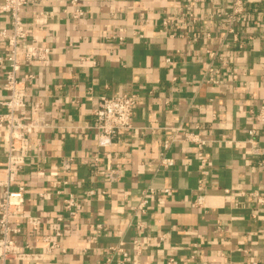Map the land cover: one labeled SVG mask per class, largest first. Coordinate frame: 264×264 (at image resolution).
I'll use <instances>...</instances> for the list:
<instances>
[{
  "label": "crops",
  "instance_id": "0c3cea01",
  "mask_svg": "<svg viewBox=\"0 0 264 264\" xmlns=\"http://www.w3.org/2000/svg\"><path fill=\"white\" fill-rule=\"evenodd\" d=\"M180 1L93 0L81 5L77 19L70 17L68 0H28L23 7L28 41L49 46L50 54L47 63L18 73L26 81L22 116L38 127L29 133V155L9 185L24 186L22 211L37 217L40 228L32 232L22 217L11 224L20 229L13 236L19 246L43 253L40 260L7 264H103L107 249L119 242L128 252L126 264H264V202L249 195L256 191L264 200V122L255 121L264 98V0H245L240 47L222 51L241 74L234 81L224 73L217 86L202 82L204 51L218 44L205 33L218 20L217 8L228 9L230 0L193 5L198 23L170 35L159 19L176 15ZM0 27L9 29L8 16L0 14ZM191 35L198 41L191 42ZM6 53L0 37V56ZM166 57L174 66L165 64ZM5 70L0 65V95ZM131 91L140 94L132 128L99 137L92 115L96 99ZM197 125L210 139L203 170L195 147L182 140ZM176 127L181 131L164 148ZM163 157L174 165L159 167ZM68 158L69 170H62ZM4 164L0 129V198L8 178ZM111 168L120 170L117 181L104 177ZM199 179L205 183L203 209L192 204ZM148 187L155 193L147 195L141 214L136 205ZM58 188L62 194L55 193ZM90 189L96 194L87 196ZM70 192L81 201L75 220L62 206ZM56 231L64 251L46 254L41 236ZM119 256L113 254L110 264H119Z\"/></svg>",
  "mask_w": 264,
  "mask_h": 264
},
{
  "label": "built area",
  "instance_id": "2783aa9c",
  "mask_svg": "<svg viewBox=\"0 0 264 264\" xmlns=\"http://www.w3.org/2000/svg\"><path fill=\"white\" fill-rule=\"evenodd\" d=\"M93 0H68L72 7L70 17L77 19L83 15L81 5ZM205 0H182L179 3L176 15H164L159 20L158 25L164 31L170 32L177 29H188L198 23L197 16L193 9V5L203 2ZM207 1V0H206ZM28 3V0H3L0 2V14H4L9 18V29L0 27V37L5 41L7 46V53L0 56V65L5 67L3 78V91L0 95V129L4 132L5 145V171L7 173V180L4 184L5 189L0 198V264H7L8 262L16 261H35L40 260L42 253L29 247L23 248L19 246L14 240L13 236L19 233L18 227L12 226L11 222L16 218H24L26 224L30 227L32 232L39 231L40 221L37 217L23 213L22 206L24 203L25 188L19 185L16 188H10V183L14 182L18 174L21 172L25 159L29 155V138L28 135L38 124L27 121L23 118L22 112L26 108V81L18 77L19 71L28 65H33L36 62L47 63L50 47L46 45L35 44L28 41V31L25 28L22 20L21 12L23 7ZM245 0H230L228 9L217 8L216 15L218 20L212 26L210 31L206 30L205 37L208 40L217 39L218 44L216 48H207L204 54L208 58V62L204 68V75L202 82L207 85L217 86L224 73L236 81L239 78V71L236 68L229 67V64L222 57V51L229 49L231 44L240 47L241 27L248 21L246 14ZM39 20L35 19V23ZM146 19H141L140 23L145 24ZM120 29L119 31H121ZM116 35L109 34L108 38H114ZM139 37L143 34L139 31ZM189 37V36H187ZM197 35H191L189 40L191 42L198 41ZM179 54L178 51H176ZM220 62L219 67L215 62ZM175 60L172 57H166L165 64L168 67L174 66ZM32 78V75L29 76ZM173 80H176L174 77ZM140 94L138 91H131L129 93H120L112 96H100L94 102L92 110L93 118L95 119V129L99 133V137L107 139L113 138L129 131L132 128L133 110L138 103ZM257 123L264 122V98L261 100V106L255 115ZM205 127L202 125L195 126L192 131H185L182 134V140L191 143L196 150V155L200 161L199 168L204 169L207 159L204 155L205 147L209 143L204 135ZM174 133L170 134L169 142L163 145L168 147V143L175 141V133L181 131L179 127L172 129ZM250 136L249 141L253 140L255 129L248 130ZM254 142V141H252ZM255 154L257 153L254 151ZM93 160V162H95ZM71 159L68 158L62 163V170L68 171ZM261 163H264L261 161ZM174 165V159L171 157H163L160 159L159 167L162 169L169 168ZM120 170L118 168H111L104 173L107 181H117L120 177ZM65 183V182H64ZM167 192L168 189H164ZM196 196L192 202L196 208H205V183L203 180H198L196 188ZM56 194H62L63 191L58 188ZM154 188L148 187L143 190L138 198L136 211L145 214L148 199L147 195L154 194ZM225 193H229L225 190ZM96 191L90 189L86 192L87 196H93ZM249 195L256 199L257 204L264 202L262 197L256 191L249 192ZM63 210L66 212L70 220H75L80 209V199L74 193L63 194L62 198ZM96 232L101 231L100 225L92 226ZM59 231L50 235H42L41 241L44 243L43 251L46 254H52L54 251L61 249L59 244ZM135 248L138 250V245L135 242ZM62 250V249H61ZM64 251V250H62ZM107 258L103 264H110L113 254H120L119 264H126L128 259V252L124 248L123 242H119L115 246H111L106 251ZM167 264H173L169 259ZM249 264H257L255 261Z\"/></svg>",
  "mask_w": 264,
  "mask_h": 264
}]
</instances>
